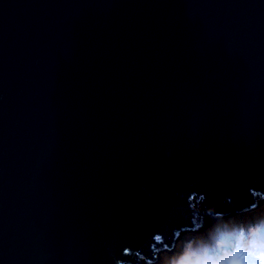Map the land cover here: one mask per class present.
<instances>
[{
    "label": "water",
    "instance_id": "1",
    "mask_svg": "<svg viewBox=\"0 0 264 264\" xmlns=\"http://www.w3.org/2000/svg\"><path fill=\"white\" fill-rule=\"evenodd\" d=\"M193 189L264 203L261 0H0L5 264L171 248Z\"/></svg>",
    "mask_w": 264,
    "mask_h": 264
},
{
    "label": "clouds",
    "instance_id": "2",
    "mask_svg": "<svg viewBox=\"0 0 264 264\" xmlns=\"http://www.w3.org/2000/svg\"><path fill=\"white\" fill-rule=\"evenodd\" d=\"M174 194L186 199V215L198 221L195 229L171 248L168 245L180 228L154 233L150 255L125 247L122 255L132 259L114 256V264H264V205L253 204L250 209L229 213L210 204L204 191ZM228 204L233 205L231 198ZM0 264L5 261L0 259Z\"/></svg>",
    "mask_w": 264,
    "mask_h": 264
},
{
    "label": "rangeland",
    "instance_id": "3",
    "mask_svg": "<svg viewBox=\"0 0 264 264\" xmlns=\"http://www.w3.org/2000/svg\"><path fill=\"white\" fill-rule=\"evenodd\" d=\"M258 205H264V203H262V204H258ZM241 211H243V210H241ZM232 212H234V210H231V213H232ZM195 226H196V225H195ZM195 226L192 227V230L195 229ZM186 235H187V234H186ZM186 235H183V236H180V237L174 238V239H173V245H172V247L176 244V242H177L178 240H182V239H184ZM169 248H170V247H169Z\"/></svg>",
    "mask_w": 264,
    "mask_h": 264
}]
</instances>
